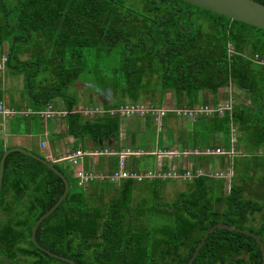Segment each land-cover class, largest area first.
Masks as SVG:
<instances>
[{"label":"trees","instance_id":"trees-1","mask_svg":"<svg viewBox=\"0 0 264 264\" xmlns=\"http://www.w3.org/2000/svg\"><path fill=\"white\" fill-rule=\"evenodd\" d=\"M127 1L15 0L6 5L0 0V47L8 44L7 56L17 61L18 68L30 69L27 76L44 77L36 93L40 103L60 98L74 106L73 97L64 93L67 88L87 63L102 59L108 63L111 58L117 60L118 74L112 78L115 93L107 95L115 98L109 109L119 108L122 98L137 103L152 88L155 75L160 97L172 91L176 101H185V110L198 109L200 94L230 85L249 92L251 101L254 96L258 104L263 101V30L180 0H135L141 4L138 8ZM254 1L264 4V0ZM174 4L185 7L189 15L180 19ZM22 53L29 55L26 63L19 60ZM31 77L27 86L35 92ZM109 109L83 124L80 114H73L70 135L88 137L95 144L117 137L119 118L111 116ZM253 115L244 108L225 111L219 127L235 122L250 148L264 146V106ZM142 149L152 152L148 144ZM189 149L194 165L189 171L177 169L180 178L120 180L116 195L108 199L102 193L111 184L107 177L101 183L91 179L79 186V180L75 184L70 180L68 169L55 163L69 191L38 226V245L76 264H188L204 234L217 223L247 229L264 244L261 200L245 198L243 189L233 183L225 195V177L201 175L196 162L223 156L206 154L217 148L201 150L191 145ZM126 160L127 166L139 162L129 156L123 167ZM138 166L130 169L142 172ZM177 180L183 181V187L166 200L165 186ZM137 185L142 195L136 201ZM63 192L62 180L39 160L22 152L6 156L0 190V264H70L50 257L31 241L35 222ZM261 263L253 238L216 229L192 264Z\"/></svg>","mask_w":264,"mask_h":264},{"label":"crops","instance_id":"crops-1","mask_svg":"<svg viewBox=\"0 0 264 264\" xmlns=\"http://www.w3.org/2000/svg\"><path fill=\"white\" fill-rule=\"evenodd\" d=\"M8 49L9 46L6 43L0 47V64L3 59H6L0 69V104L5 112H10V115L0 114V152H2V156L5 151L12 149H23L38 157L44 156L45 160L58 163L60 167L68 169L70 180L72 179V183L75 184L76 181L78 183V172L97 177L94 180L101 183L112 172L120 168V158L114 153L120 154L126 150L135 153L131 157L137 160H140L139 157L143 155L155 157L151 167L153 169L142 168L135 162H129L127 166L126 160L123 170L140 175L149 172L177 171V169L189 171L194 165L190 158L191 155L187 153L191 151L189 149L191 145L201 150L212 147L226 151L233 150L234 152L231 154L200 159L196 162L197 168L201 175L225 177L223 179L225 195L233 183L243 189L245 198L261 200L260 204L264 205V146L250 148V144H247L245 138L239 135L242 129L235 122L231 121L229 126L227 125L229 130L220 129L222 115L217 114L219 109L228 111L225 109L227 107L229 110L244 108L251 111L253 116H257L264 106V99L258 104L259 99L255 96L251 101L249 92L230 85L214 93L200 94L197 108L206 106L214 112L192 117L184 116L178 112L187 109L186 103L184 100L176 101L172 91H166L164 96L160 97V93L158 95L151 89L142 93L137 103L122 98L121 106L117 109H109L115 101L112 96L114 90H111V96L102 95L101 100L94 91L86 99L82 95L78 96L80 105L75 98H73L74 106L64 104L60 98L40 103L36 99L37 92H33V89L31 90L27 86V79L31 77L27 74L31 70L24 65L18 68L17 61L12 60L11 62L7 56ZM19 60L21 63H26L29 60V55L22 53L19 55ZM30 64L32 65V63ZM32 78L36 77H31L30 80ZM43 78L42 80H44ZM105 109H109L107 111L111 116L119 118L120 126L117 137L112 136L106 141H99L95 144L88 137L74 138L73 135H70L71 123L74 121L73 114H80L83 124L102 115ZM155 110L162 111L163 114L157 116ZM47 111L51 113L49 117H45ZM150 122L159 127L161 133L169 132L172 135L173 142L169 144L167 142L169 137L161 138L160 133L159 142L156 144V146L164 147L167 152L159 150V147L152 150L151 143H148L152 151L149 153L144 152L145 149L141 147L140 149L135 147L145 139V137L140 139L139 134L148 130ZM232 129L234 132L231 131ZM214 130L217 132L214 133ZM233 138L236 140L232 145ZM180 149L183 151L180 152ZM104 150L113 152L114 155H94L95 152ZM77 153L80 154L75 157L77 162L75 165L65 159L69 156L72 157V154L77 155ZM196 153V155H201ZM186 156L189 158L187 159ZM60 159H62L61 162L58 161ZM135 165L142 172L131 170ZM120 185V181L109 183L108 191L102 192L105 198L114 197ZM171 186L178 192L183 187V181L168 182L164 193L166 188ZM140 188L135 189L136 201L142 195Z\"/></svg>","mask_w":264,"mask_h":264},{"label":"water","instance_id":"water-1","mask_svg":"<svg viewBox=\"0 0 264 264\" xmlns=\"http://www.w3.org/2000/svg\"><path fill=\"white\" fill-rule=\"evenodd\" d=\"M182 2H185L187 4H190L192 6H195L197 8H200L202 10L211 12L213 14L223 16L225 18H228L232 21L244 23L247 25H250L252 27L261 29L264 31V4L258 3L254 0H180ZM11 152H22L25 153L37 160H39L41 163H43L48 169H50L52 172H54L63 182L64 184V192L61 195V197L58 199V201L55 203V205L48 210L44 215H42L34 224L32 231H31V241L34 244V246L39 249L40 251L48 254L50 257L68 262L70 264H76L73 261H70L64 257H61L59 255H55L45 249H43L41 246L38 245L36 241V230L40 223L48 217L65 199V197L68 194L69 191V183L67 179L54 167L53 162L47 161L45 159H42L34 154H31L23 149H12L7 150L4 152L1 163H0V190L2 185V175H3V167H4V161L6 156ZM216 229H223L228 231H234L238 233H242L246 236H249L255 240L257 243L260 251H261V257H262V263L264 264V244L259 238V236L255 235L254 233L250 232L247 229H241L236 226H229L222 223H217L204 234L202 237L200 243L198 244L197 248L195 249L194 253L192 254L188 264H192L196 256L198 255L200 249L204 245L206 239L209 237L211 233H213Z\"/></svg>","mask_w":264,"mask_h":264},{"label":"rangeland","instance_id":"rangeland-1","mask_svg":"<svg viewBox=\"0 0 264 264\" xmlns=\"http://www.w3.org/2000/svg\"><path fill=\"white\" fill-rule=\"evenodd\" d=\"M130 5L134 8H138L141 6L140 3H136L137 1L135 0H128ZM128 1L126 3H128ZM6 5H12L15 0H4ZM128 3V4H129ZM0 15H1V10H0ZM15 43V39L12 40V44ZM104 59L98 63V61L92 60L91 62L87 63L85 65V69L81 71L79 74V77L77 81L73 82L67 90L64 92L71 97L75 98L77 100L78 105L79 103V97L78 96H83L85 99L90 95L92 91L96 92L97 95L99 96L98 98L101 100V96L111 93L112 90V78L117 75L118 73L115 72L117 68V60L115 58H111L108 63H103ZM42 75L36 78H32L33 85H36L37 87H34L35 93L39 91L41 88V85L38 84L39 81H42ZM152 88L151 90L156 91V94L159 95V92L157 91V75H155L152 78ZM45 81L43 82V85H45ZM40 85V87H38ZM90 101V97H89ZM158 105V104H157ZM157 124V123H156ZM158 125V124H157ZM228 126L225 124H222V127L220 129H228ZM161 132L159 131V127L155 126L154 123L150 122L148 126V130L144 131L143 133L139 134V138L142 139L145 137V139L142 141V143L139 145H135V147H140L142 148L143 145H147L148 143L152 144L151 149H157L156 144L159 142V134ZM223 135V133H222ZM161 138H168L167 142L171 144L173 142L172 135L169 134V132L166 133H161ZM245 138V136L243 137ZM140 160L138 162L139 166L142 168L146 169H153L152 163L155 157L151 156L148 157V155H143L142 157H139ZM136 159V158H133ZM137 160V159H136ZM145 166V167H144ZM140 185H137V187ZM177 189L173 188L172 186L169 188H166V192L164 193V197L166 200H169L172 198L173 194Z\"/></svg>","mask_w":264,"mask_h":264},{"label":"built area","instance_id":"built-area-1","mask_svg":"<svg viewBox=\"0 0 264 264\" xmlns=\"http://www.w3.org/2000/svg\"><path fill=\"white\" fill-rule=\"evenodd\" d=\"M6 62V59H3L2 60V63L0 64V69L2 67V64H4ZM226 110H229L227 107L225 108ZM156 111V114L157 116H160L163 114L162 111H158V110H155ZM225 110L224 109H219L217 110V114L219 115H222L223 112ZM179 113L183 114L184 116H188V117H192L193 115H198V114H211L212 112H214L213 110H211L209 107H206V106H203V107H200L199 109H196V110H179L178 111ZM0 114L1 115H10V112H5L3 110V107L2 105L0 104ZM51 113H49V111L46 112L45 114V117H49ZM232 132H234V129L231 130ZM234 137V135H233ZM233 144L235 143V139L233 138L232 140ZM44 147V146H42ZM233 151L231 150L230 153H232ZM80 153H77L76 154H72V157L69 156L67 158H65L66 160H69L71 161V163L73 165H75L77 162H76V159L75 157L78 156ZM115 155H117L119 158H120V162H119V170L115 171L114 173H112L110 176H108L107 178L111 181V182H116V181H120V180H126V179H134V180H137V181H142L143 179H152V178H156V177H159V178H168V177H180V175H178L177 171L173 170L171 171V173H168V174H160V173H153V172H149L145 175H138V174H134V173H128L126 171L123 170V160L126 159V157H129V156H132L134 155L135 153L131 152V151H128L126 150L125 152L123 153H120V154H117V153H114ZM113 152H110L108 150H104L102 152H95L94 155H114ZM206 154L208 155H226V152H224L223 150L221 149H216L214 151H208L206 152ZM63 159V160H65ZM59 162L62 161V159L58 160ZM200 172H198L199 174ZM186 177H190V173H187ZM77 178L79 180V186H84L88 183L89 180L91 179H95L97 177H94V176H91L89 174H84L83 172H78L77 173Z\"/></svg>","mask_w":264,"mask_h":264},{"label":"flooded vegetation","instance_id":"flooded-vegetation-1","mask_svg":"<svg viewBox=\"0 0 264 264\" xmlns=\"http://www.w3.org/2000/svg\"><path fill=\"white\" fill-rule=\"evenodd\" d=\"M174 7L176 8V12H177L178 16L180 17V19H182V17H184V16L186 17L189 15V11L185 7L178 6L175 4H174ZM190 22H191V25H190L189 31H191L193 29L192 18H190Z\"/></svg>","mask_w":264,"mask_h":264}]
</instances>
